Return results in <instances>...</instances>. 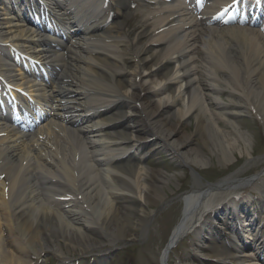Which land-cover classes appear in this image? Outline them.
Wrapping results in <instances>:
<instances>
[{
	"label": "bare ground",
	"instance_id": "1",
	"mask_svg": "<svg viewBox=\"0 0 264 264\" xmlns=\"http://www.w3.org/2000/svg\"><path fill=\"white\" fill-rule=\"evenodd\" d=\"M35 1L0 0V264H42L49 254L72 264L80 255L104 256L144 237L155 210L168 201L165 187L171 189L173 177L145 164L153 149L149 139H163L187 165H207L208 153L222 165L234 149L249 154L251 137L237 118L253 113L264 125V26H230L216 17L239 0L211 3L199 16L197 0L189 6L135 0L141 30L128 37L131 0ZM256 2L263 11L264 0ZM28 11L47 14L50 27L32 21ZM130 49L134 61L126 66ZM196 49L210 91L226 89L227 101L205 103L195 76ZM29 76L46 80L47 88ZM22 103L40 123L32 118L15 126L14 110ZM192 116L193 134L208 153L180 130ZM194 179L178 196L183 208L174 235L198 237L215 219L224 246L210 234L204 237L209 245L196 243V253L215 264H257L253 251L264 245L245 244L244 236L253 237L248 231L254 232L258 217L239 208L247 200L234 194L251 184L264 204V168L248 179ZM220 186L225 216L212 219Z\"/></svg>",
	"mask_w": 264,
	"mask_h": 264
},
{
	"label": "rangeland",
	"instance_id": "2",
	"mask_svg": "<svg viewBox=\"0 0 264 264\" xmlns=\"http://www.w3.org/2000/svg\"><path fill=\"white\" fill-rule=\"evenodd\" d=\"M178 1L182 2V0H175L173 3H176ZM214 1L217 2L221 0ZM131 2L132 7L130 8V15L124 27L125 33L128 37L134 36L135 32L141 30L139 25V10L137 9L135 0H131ZM197 7L198 9L196 14H200V11L204 7V5L199 4L197 5ZM247 18L250 19L251 17L247 16ZM263 20L264 14L259 22H257L258 20L256 18L252 22L257 23L258 25H262ZM141 47V49H144L145 46ZM192 55L197 59L194 63V65L197 67L195 69V76L200 81L199 85L201 86L202 93L205 97L203 99L208 107H212V102H216L214 99H217L220 102L227 101L228 91L226 89L220 91L219 93H217V95H213L210 91V87L208 85L209 78L206 76L205 70L203 71L202 68H199V63L203 58L201 51L199 49H196L192 53ZM133 61L134 54L130 49L124 56V64H126V66H129ZM224 73L226 74V71H224ZM222 76L223 73L221 72L220 77ZM220 116L221 114L219 113L218 117ZM136 118H139L137 114ZM237 121L240 123L242 129L249 132V135L251 137V145L248 148L249 154L246 153L244 149H242V151L240 152L237 149H234V157L231 159V162L226 165L220 164L214 155H210L206 147L202 144L200 137L196 134H193L196 124V118L193 116L187 118L182 122L180 130L183 133L191 136L192 144L194 146L198 145L201 148L202 152L208 153L207 155L209 156L210 160L207 165L201 167L194 164H184L181 160H179L176 152L172 150L170 146L166 145L163 139L159 137H157L156 139H149V144L153 149L151 150V152H148L146 154L147 156L145 163L151 167H160L167 174L173 177L171 181L168 182V186L171 189L165 187V192L167 193L166 199L168 201L161 205V207L159 208L157 206L158 209L156 208L157 210H155L157 211V213L152 218L151 226L144 237L141 238L137 235L133 240H129L128 243H123L117 247H114L104 256H101L100 254L94 252L88 253L86 255H80L77 258H73L74 254L76 253L75 251H71L68 255L72 256L73 258L72 264H161L159 260L161 252L168 241L172 229L179 222L181 211L183 208L182 200L175 197L185 191L190 190L193 187L195 179L189 173L190 168H193L194 170H196V172L199 173L201 177L200 179L203 183H206V180L211 183H216L220 179L231 175L233 176V178H250L264 168L263 123L256 115L249 112L241 113L238 116ZM220 126L224 127L225 129L228 128L223 122H220ZM154 132L158 134L156 131ZM217 190H220V192L216 195L214 201L215 207L214 212L212 213V219L214 218V216L223 218L225 216V211L223 210V208H221L220 204V199L223 196L219 197V194L223 192L225 188L223 189V187L220 186ZM252 191L253 190L250 184L249 186H245L244 188L240 189L238 193L234 195L239 198V201L247 200L240 202L239 208H241L242 210L249 209V211H251L250 213L252 215V218H255L256 216L260 217V207H264L261 205L263 197L257 191L256 193H253ZM155 207L156 206L153 205L151 208L154 210ZM254 226L253 228H256ZM221 227V224L213 219L211 224L207 223L206 226L202 228L198 236L199 238L190 233L188 236L181 239L178 245H176L169 254L167 264H215L214 261H211V259L207 258L206 256L197 254V250L195 249V247L196 243L209 245V242H206V239H204V237H208L210 234H212L215 238H217L216 244L222 248L224 246V240L222 239ZM250 232L251 231H249V233ZM3 233L5 240L13 245V239L9 235L5 225L3 226ZM263 236L264 228L262 229V232L259 233V239H261V237ZM197 238L199 239L198 241L196 240ZM140 240L141 243H137V241ZM30 257L34 258L33 256ZM26 258L28 259L27 256ZM245 261H248V259H245ZM42 264H60V260L56 256L49 254L42 257Z\"/></svg>",
	"mask_w": 264,
	"mask_h": 264
}]
</instances>
